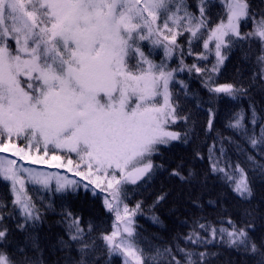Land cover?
Listing matches in <instances>:
<instances>
[{"label": "snow or ice", "instance_id": "6c2138e0", "mask_svg": "<svg viewBox=\"0 0 264 264\" xmlns=\"http://www.w3.org/2000/svg\"><path fill=\"white\" fill-rule=\"evenodd\" d=\"M212 6L213 0L194 6L188 0H0V154H8L0 155V183L11 197L0 196V264H47L45 248L60 254L54 264H112L116 257L122 264H213L219 255L213 245L235 252L243 264H264V213L251 206L253 178L264 182V100L256 99L264 97V0H219L216 17ZM200 41L204 51L195 52ZM156 49L163 50L159 63L151 58ZM236 50L249 65L247 75L241 68L230 82H218ZM177 55L173 68L168 61ZM186 55H195L192 64ZM210 56L211 67H201L198 61ZM183 71L196 74L204 94L177 80ZM221 101L232 109L218 130ZM200 132L204 140L189 160L165 159L166 150L192 144ZM205 160L202 172L192 166ZM157 173L194 190V208L221 207L219 196L211 198L210 178L249 206L238 219L225 220L223 212L218 223L196 217L172 243L145 249L134 221L144 205L128 206L127 185L139 187ZM29 184L50 195L37 201ZM81 190L104 194L103 208L115 217L111 231L73 209ZM168 195L162 188L149 210ZM49 213L61 232L44 245L40 231ZM150 219L162 224L157 215Z\"/></svg>", "mask_w": 264, "mask_h": 264}, {"label": "trees", "instance_id": "16d2710c", "mask_svg": "<svg viewBox=\"0 0 264 264\" xmlns=\"http://www.w3.org/2000/svg\"><path fill=\"white\" fill-rule=\"evenodd\" d=\"M196 0H188V3L195 5ZM213 17L217 16V13L220 11L219 0H213V6L210 9ZM247 31V28H245ZM181 44L184 45L185 50H187L186 39H181ZM150 47L147 43L145 44V49ZM195 52L204 51L202 48V41L198 42L195 46ZM152 59L156 63H159L163 58V50L156 49L152 53ZM212 56L209 57L207 61H198L201 67L207 66L211 67V64L214 62ZM195 60V55L185 56V63L192 64ZM168 63L173 68L179 67V56L177 55L173 59L169 60ZM249 65L242 64L241 53L236 50L233 51L229 59L225 62L224 67L219 73L217 80L220 83L230 82L236 76L237 69L243 68L245 75H247ZM177 80H184L188 83L189 88L193 91H200L202 94L203 89L201 88L200 79L196 77V74L193 72L191 76L187 71L177 72ZM258 101L264 100L259 93L256 96ZM246 104L247 101H244ZM232 109V105L227 101H221L218 107V118L216 123V128L218 130H223V126L227 120V117ZM227 134V133H225ZM215 135V133H213ZM204 140L203 132L199 133L198 138L194 139L192 144H175L173 147L165 151V159L172 161L179 160L180 158L185 159L186 161L190 159L192 148L201 143ZM208 143H211V139L208 140ZM204 152H207V149L204 148ZM159 162V157L156 158ZM233 159L236 157L233 155ZM198 171H203L207 167V161H195L192 163ZM209 188L211 189V198L220 197V208H212L205 204L203 209L194 208L189 200V193L192 192L193 195L196 192L190 189L188 186L180 185L174 180H169L166 173H157L156 176L148 183L141 184L139 187L135 185H127L128 188V197L126 203L130 208L134 207L137 202H142L144 207L141 213H138L134 217L136 230L139 233V237L142 241V246L147 249L149 246H164L174 241L178 235L186 234L190 230L192 220L196 217H206L207 220L218 223L221 219V213L224 214V219H227V215H231L233 219H238V213L240 209L248 207L249 205L241 204L233 194L228 191V189L216 181L214 178H210L208 181ZM28 191L30 195H33L37 201H40L43 197L49 196V193L41 191L36 193L33 190V185L29 184ZM163 188L164 191L169 192L167 200L158 206L154 212L149 210V206L153 203L156 195ZM253 189L254 196L251 201L252 207H258L261 213H264V182L260 178H253ZM224 195H221V194ZM7 195L9 201L11 199L5 184L0 183V196ZM209 198L208 195L203 197V200L206 201ZM52 199L59 203L56 200V197ZM44 203L47 204V200H44ZM73 209L77 212L78 215H82L85 222L94 220L98 225L111 231V225L115 219L114 215L107 213L103 208L102 197L93 196L90 192L84 193L80 191L77 198L71 201ZM157 215L160 217L162 224H153L150 216ZM57 219V216L53 213L48 214V222L45 223L43 228L40 231L41 239L44 245H47L48 241L54 240L57 233L61 232L60 226L56 225L54 221ZM182 221H187V224L182 223ZM51 225V226H50ZM17 239H21L17 235ZM211 251H217L219 253L218 257L213 260V264H243V259L239 257L235 252L229 251L226 248L213 245L211 246ZM60 254H51L50 251L45 248L44 259L47 261V264H54L55 260ZM112 264H122V258H114Z\"/></svg>", "mask_w": 264, "mask_h": 264}, {"label": "rangeland", "instance_id": "374dc122", "mask_svg": "<svg viewBox=\"0 0 264 264\" xmlns=\"http://www.w3.org/2000/svg\"><path fill=\"white\" fill-rule=\"evenodd\" d=\"M212 57L215 58L214 56H212ZM0 155H8V154H0ZM20 163H24L25 166L37 167V168H44L45 171H59L62 175H63V174H66V175H68L69 177L72 176L71 173H66L64 169H59V170H57V169H49V168H47L46 166H41V165H28V164H27L26 162H24V161H21ZM101 195H102V197H103L104 194L101 193Z\"/></svg>", "mask_w": 264, "mask_h": 264}]
</instances>
